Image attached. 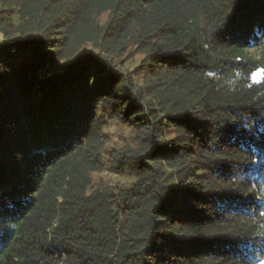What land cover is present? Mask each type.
I'll return each instance as SVG.
<instances>
[{
  "label": "trees",
  "instance_id": "obj_1",
  "mask_svg": "<svg viewBox=\"0 0 264 264\" xmlns=\"http://www.w3.org/2000/svg\"><path fill=\"white\" fill-rule=\"evenodd\" d=\"M0 34V264L264 261V0H0Z\"/></svg>",
  "mask_w": 264,
  "mask_h": 264
},
{
  "label": "rangeland",
  "instance_id": "obj_2",
  "mask_svg": "<svg viewBox=\"0 0 264 264\" xmlns=\"http://www.w3.org/2000/svg\"><path fill=\"white\" fill-rule=\"evenodd\" d=\"M106 17L107 14H104L103 20ZM0 39L8 46L12 44V47L14 45L13 41L5 39L3 34H0ZM85 48L90 50V47ZM141 56V54H135L134 52L125 57H117L115 63L116 70L130 73L136 83H142L143 74L138 69ZM39 94L41 95V92ZM136 135L135 128L129 125V123L117 120L116 118L108 117L106 119L99 136L100 146H102L101 156L103 165L100 169L91 173L93 180L92 188L94 186H102L118 190L121 187L132 184L134 175L130 169L126 173H121L118 169L114 168L113 164L116 162L115 159L121 150H129L137 146L135 141Z\"/></svg>",
  "mask_w": 264,
  "mask_h": 264
},
{
  "label": "snow or ice",
  "instance_id": "obj_3",
  "mask_svg": "<svg viewBox=\"0 0 264 264\" xmlns=\"http://www.w3.org/2000/svg\"><path fill=\"white\" fill-rule=\"evenodd\" d=\"M261 264H264V261H262Z\"/></svg>",
  "mask_w": 264,
  "mask_h": 264
},
{
  "label": "water",
  "instance_id": "obj_4",
  "mask_svg": "<svg viewBox=\"0 0 264 264\" xmlns=\"http://www.w3.org/2000/svg\"><path fill=\"white\" fill-rule=\"evenodd\" d=\"M49 84L45 85V86H48Z\"/></svg>",
  "mask_w": 264,
  "mask_h": 264
}]
</instances>
